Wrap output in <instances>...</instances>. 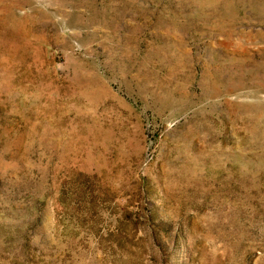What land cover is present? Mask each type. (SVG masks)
Listing matches in <instances>:
<instances>
[{"label":"rangeland","instance_id":"obj_1","mask_svg":"<svg viewBox=\"0 0 264 264\" xmlns=\"http://www.w3.org/2000/svg\"><path fill=\"white\" fill-rule=\"evenodd\" d=\"M0 264H264V0H0Z\"/></svg>","mask_w":264,"mask_h":264}]
</instances>
